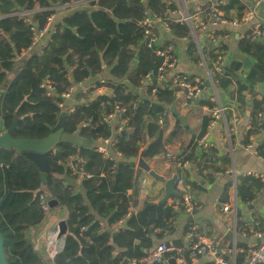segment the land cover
<instances>
[{"label":"trees","instance_id":"1","mask_svg":"<svg viewBox=\"0 0 264 264\" xmlns=\"http://www.w3.org/2000/svg\"><path fill=\"white\" fill-rule=\"evenodd\" d=\"M222 1L227 4L222 9L227 19L233 18V14L242 17L245 8L238 0ZM58 8L73 12L62 17L58 24L54 19L52 30L42 37L43 54L31 55L38 32L45 28L49 18L58 16ZM172 9L165 0H0V90L7 82L10 84L4 105L6 130L14 121L15 113L7 111V108L16 99L17 86L30 77L41 60L48 56L57 59L67 42L85 49L80 54L73 53L63 59L62 76L70 70L74 74L80 73L86 69L90 59H97V49L89 45L85 38L86 34L103 32L106 28L105 23L96 17L97 12L109 13L116 21L125 22L136 15L141 21L145 15H156L165 20ZM207 11L210 12V6ZM37 17L40 19L38 22ZM170 30L179 40L191 36L189 27L185 25L171 24ZM247 36V40L239 43V50L241 55L250 59V68L239 62L232 63L216 76L219 82L217 89L239 115L248 112L251 116L254 127L248 137L260 136L257 150L264 160V95L259 94L264 85V41L257 39L251 29ZM139 38L142 40L141 31ZM152 57L153 69L143 76L152 74L154 83H157L160 59L155 55ZM189 57L193 63L198 62L194 45L189 47ZM49 76H53V70H49ZM65 84L55 85L54 104L64 92ZM95 85L104 88L107 93L95 98L91 97L93 92L85 96L79 94L75 113L66 120L65 133L79 134L98 142L109 132L104 118L116 113L117 102L121 109L126 110L124 118L129 125L118 139L116 152L120 155L119 159L107 161L96 149H78L68 145L60 146L47 157L55 177L66 178L70 182H74L75 177L66 164L73 156L82 157L85 172L93 178L86 180L81 189L64 186L53 176H49L44 184L41 174L31 163L15 152L0 150V232L5 240V255L9 264H44L42 254L35 250L31 239L47 217L40 205V195H44L49 203H56L51 212L63 211L67 216L64 249L54 258V264H125L128 259L146 257V252L153 249V238L161 241L169 237L176 226L170 222L177 221L176 218L183 212L185 215L184 207L177 212L176 205L167 204L159 208L146 205L136 215L129 213L133 205L130 196H135L136 161L148 143L147 160L164 156L166 148L171 146L177 147L181 154H186L188 150L191 153L188 161H194L198 142L207 136L213 121L210 115L199 122L198 117L194 118L202 109L212 111L215 104L205 98L191 102L190 107L195 111L185 114L187 128L174 116L171 120L166 119L173 104H183L179 89H158L156 101H153L150 89L142 100L125 84L109 81L101 85L98 81ZM232 117L233 112H227L228 123ZM160 118L166 120L164 126L159 125ZM215 154L212 149L204 152L198 164L202 175L230 171L229 157L219 158L217 164L212 161ZM263 187L259 180L240 179L236 187L239 201L242 204L253 203ZM124 223H127L126 228L120 227L118 232L111 233L117 225ZM191 226L184 233L185 237L196 236L191 232ZM242 227L241 223L237 224L238 232L243 231ZM25 240L29 243L28 250L25 249ZM229 242L225 239L222 246L230 249ZM175 245L183 247L181 243ZM238 248L244 252L238 257V264H243L248 247L238 245ZM173 257L169 255L158 264H168Z\"/></svg>","mask_w":264,"mask_h":264},{"label":"crops","instance_id":"2","mask_svg":"<svg viewBox=\"0 0 264 264\" xmlns=\"http://www.w3.org/2000/svg\"><path fill=\"white\" fill-rule=\"evenodd\" d=\"M178 1L179 0H167V2L174 3ZM238 1L244 6V11L248 7H252L259 2L261 5H264L262 0ZM58 10H60L57 13L58 16H54L55 24H58L62 17L68 16L73 12H64L63 8H58ZM259 13L261 16L260 7ZM96 17L105 23V30L103 32L86 34L85 38L89 45L97 49L99 56L97 59H90L87 62L86 69L75 74V78L79 82H84L85 85H93L98 81L125 84L135 91V95L145 100V94L142 90V76L144 73L152 71L153 57L146 52L142 40L139 38L140 17L136 15L130 21L125 22L116 21L106 12H97ZM232 17L236 18L238 15L233 14ZM39 20L40 19L37 17L36 21L38 22ZM248 32H250L249 28L240 30L220 28L211 34L212 37L221 38L223 47L227 50V56L224 60V69L228 68L229 65L234 62L244 64V60L249 59L241 55L239 50V43L247 40ZM158 34L165 42H170L173 47L175 54L179 58L180 71L193 77H199L205 82L207 94L204 95V98L210 100L208 99L209 96H215L217 101L215 100V102H212L215 104L214 108H217L218 103L225 108H229L231 104L229 105L227 98L215 88L211 80L210 62L208 58L213 49V40L210 38L211 36L200 34L195 39L191 34L188 39L179 40L172 34L171 30L161 25H159ZM43 45V39H37L30 54L41 56L45 48ZM191 45H194L196 48L197 63H193L190 60L189 47ZM84 49L83 46H79L73 42H67L57 59L53 60L52 56H48L41 60L33 69L30 77L17 86L16 99L7 108V111H12L19 118V124L16 130L17 137H24L25 139H43L52 133L57 125L59 115L63 111H59L54 106L53 102L45 100L40 90V83L44 80H52L53 82L61 83L63 80L60 75L61 68L64 65L63 59L73 53L80 54ZM49 70H53L52 77L49 76ZM259 94L264 95V85L259 89ZM78 96L79 94L65 102V106L67 108H74L77 105L76 100ZM95 97L96 96H92V98ZM179 97L183 98L184 104V96L180 95ZM183 104L176 103V110L181 117L185 119L186 113L195 110H193L192 107H184ZM232 108L234 109L233 115L235 114L238 116L241 119V123L235 133L231 135V144L227 142L228 137L223 123H219L207 136V142L211 145L209 149L216 151L212 159L213 163L218 164L219 158L223 159L226 156L229 157L231 166L229 172L225 174H220L218 172L205 173L202 175L199 171L198 164L206 150L199 145L194 161H188L191 155L188 150L186 154H181L177 147L171 146L166 148V154L164 156H158L161 158L155 161L151 159L153 160L152 169L156 171L158 175L165 174L167 181L177 176L178 180H182L184 183V186L180 187L176 182L174 190L179 195L172 196L166 204L169 206L176 205L175 209L178 212L179 208L184 207L181 196L184 191H188L200 204V209L193 217H186L184 212L180 214V217L176 218L177 221H174L172 224L173 226L176 225L173 233L161 241L153 238V249L146 252V257L162 243L167 245L181 243L183 247L190 246L195 236L189 235L185 237L184 233L191 224L198 227L200 232L198 234H200V236L212 240L214 243L223 247L225 251L236 250L234 256H227L229 264H234V262L238 264V257L244 254V252L238 248V245H244L248 247L249 250L264 243V241L254 240L251 236H246V230L249 227L257 229L264 228V187L258 194L257 199L251 204H242L239 201L238 190L236 188L239 180L244 178L259 180L264 186V160L246 151L245 148L250 132L247 130V124L251 116H249L248 112L239 115L235 107L232 106ZM200 113L196 115L194 120L198 117L197 121H201ZM232 120L231 118L230 122ZM185 121L187 120L185 119ZM223 139L226 140V144L222 143ZM168 153L177 155L179 164L166 167L164 157H166ZM111 156L114 159H119L120 157L112 151ZM182 158L186 162H184ZM137 162L138 159L136 165ZM249 175H257L262 177V179L256 176L249 177ZM51 176L57 179V182L62 183L65 181L67 186L75 185L74 182H70L66 178H57L55 174ZM153 185L154 181L147 178V175L144 173H141L140 179L137 181L134 188L135 196H130L133 202L129 212L130 214L136 215L144 206H156L164 199L166 195L164 186L158 184L154 188ZM194 186L196 188H194ZM76 187L81 189V186ZM218 205L224 206L221 212L216 210ZM61 213L62 211L55 212L49 221L44 222L38 232L31 237L36 251L40 252V250L44 248L43 252H40L43 256L44 264H54V258L61 252L60 244L63 245L62 242L66 239L68 228L65 226L67 222L65 212H63L64 218L59 220V224H56V221L61 217ZM190 218L192 219L191 221ZM239 223L243 226V231L240 232L237 230V224ZM119 225L111 231L112 234L120 230ZM52 229H54L52 233H54L56 229L58 230L57 236L50 244L42 243L43 238H48L52 234L50 233L47 237L44 235V232H50ZM195 235H197V233ZM225 239L230 240V249L222 246ZM172 259H175V257L171 258V260ZM246 260L247 256L243 264H245ZM200 264H211V262L209 259L203 258Z\"/></svg>","mask_w":264,"mask_h":264},{"label":"built area","instance_id":"3","mask_svg":"<svg viewBox=\"0 0 264 264\" xmlns=\"http://www.w3.org/2000/svg\"><path fill=\"white\" fill-rule=\"evenodd\" d=\"M262 1L264 2V0ZM166 3L169 7H173V9L167 13L165 20H162L156 15H145L144 20H142L139 24V31L142 33V43L144 45V49L160 59V66L158 67L156 73L157 83H154L152 74L145 75L142 79V90L146 96V93L150 89L152 100L156 101L155 97L158 89H162L163 91L168 89H179L180 94L183 95L185 99L183 106L190 107L191 102L194 103L200 98H204V95L207 94L205 82L199 77H193L180 71L179 58L175 54L173 47L170 45V42H165L164 39L158 34L159 25L167 28L168 30H170L171 24L185 25L189 27L191 34L195 39L200 34L211 36L214 31L220 28L229 30L249 28L252 30L254 36L257 39H261L264 38V19L259 13V7L261 4L259 2L252 7H248L240 18L229 17L227 19V14L222 11V9L227 4L222 0H179L177 3L167 2L166 0ZM208 6H210V12L207 11ZM53 22L54 16L49 18L45 28L38 32L36 40L44 37L52 30ZM210 38L213 40V49L210 53L211 57L209 59L210 76L215 88L217 89L219 82L216 79V76L225 70L224 60L227 56V50L224 49L221 38H215L212 36ZM61 77L63 79L61 83L66 84L64 86V92L59 95L58 102H56V104H54L56 101L55 85L60 83L53 82L52 80H44L40 83V90L45 100L53 102L54 106L59 111H64L65 108H67L64 103L71 100L77 94L85 96L93 92L94 94L91 95L92 97L107 93L104 88H97L95 84L85 85L84 82L77 81L72 70L67 71L63 76L61 75ZM100 83L101 85L105 84L104 81H100ZM208 99H210L211 102H215L216 100L215 96H209ZM116 107V113L104 118V124L107 126L109 132L105 135V137L100 138L98 142H96L95 149L107 161L116 160L111 156V151L116 153L117 156H120L116 152L118 139H120L122 133L129 125V121L124 118L126 110L120 108L119 102L116 103ZM67 109L71 110L69 115H73L75 113V108ZM233 110L234 109L231 107L225 108L221 106L220 103H218L217 108L213 109L212 111H209L208 109H202V112L200 113V119L210 115L213 120L208 128V134L219 123H223L228 137L227 142L230 143L231 135L235 133L239 124L241 123V119L235 114L232 117L233 120L229 123L227 122L226 114L229 111L233 112ZM172 117V113H168V115H166L167 120H171ZM165 121V119L160 118L159 125L164 126ZM253 127L254 121L249 119L247 130L251 131ZM207 136L198 142V145L205 150L211 147V145L207 142ZM227 142L225 139L222 140L223 144H226ZM258 142L259 136L251 135L248 137L245 148L246 151L254 154L257 157H260L257 150ZM158 158L159 157H156L153 160L155 161ZM164 159L166 167L179 164L178 156L173 153H168ZM84 165L85 160L82 157L77 158L75 156L71 157L66 164L69 172L75 177L74 187L76 189V186H82L86 180L93 178L91 174L85 172ZM251 176H256L259 179H262V177L257 175H249V177ZM62 183L64 186H67L65 181ZM177 183L180 187L184 186L182 180L177 179ZM181 198L182 204L185 208L186 217H193L194 214L200 209V204L188 191H184ZM40 205L45 215L49 216L52 213L50 203L47 201L44 195H40ZM173 222L174 221L170 223L173 224ZM124 224H120L119 226ZM65 226L67 227V222L65 223ZM190 230L193 234L197 233L190 246L181 248L176 245H167L162 243L147 257L131 258L128 259L125 264H158L163 262L165 257L169 255H173L175 257L177 264H200L203 258L209 259L211 264H229L227 261V256H234L236 254L235 249L234 251H225L223 247L214 243L212 240L200 236V234H198L200 232L197 226L192 225ZM247 231L248 233L246 236H251V238L254 240L264 241V228L257 229L249 227ZM57 234L58 230L56 229V231L48 238H43L42 243H52V240L57 236ZM60 249L62 252L64 245L60 244ZM245 264H264V243L247 251V260Z\"/></svg>","mask_w":264,"mask_h":264},{"label":"water","instance_id":"4","mask_svg":"<svg viewBox=\"0 0 264 264\" xmlns=\"http://www.w3.org/2000/svg\"><path fill=\"white\" fill-rule=\"evenodd\" d=\"M261 17L264 19V5H260ZM264 41V38H262ZM244 65L247 68H250L251 62L249 59L244 60ZM9 82H7L0 90V150L7 152H15L19 156L23 157L29 163H31L41 174V179L46 184V181L49 176L54 175L55 172L50 168L47 157L54 153L62 145L73 146L78 149H95L96 143L90 141L79 134L69 135L65 133V124L66 120L69 117L70 110L65 109L60 113L57 125L53 129L52 133L43 139H25L18 138L16 136V130L19 124V118L14 115L13 124L9 129L5 128V98L9 90ZM170 112L174 117L178 118L183 126H186V121L176 110V104H173L170 108ZM187 127V126H186ZM150 143H148L145 148L141 151L138 162L135 168L134 173V184L136 185L137 181L140 179L141 173L147 175V178L154 181L153 187L155 188L158 184H161L165 188V197L164 199L156 206L166 204V202L172 197L175 196V184L177 182V176L173 179L167 181L165 174L158 175L156 171L152 169L153 160L147 161L146 154L148 151ZM56 203L51 202L50 207L54 209ZM224 209V206L218 205L216 210L221 212ZM192 219L190 218V221ZM127 227V223L124 224V228ZM26 250L29 249V243L25 240ZM63 245H65V240H63ZM0 264H9L6 255H5V240L0 232ZM169 264H177L175 259H172Z\"/></svg>","mask_w":264,"mask_h":264},{"label":"rangeland","instance_id":"5","mask_svg":"<svg viewBox=\"0 0 264 264\" xmlns=\"http://www.w3.org/2000/svg\"><path fill=\"white\" fill-rule=\"evenodd\" d=\"M53 214H54V212H52L50 216H47L45 222H48L49 219L53 216ZM62 218H64V213H63V211H62V213H61V217L56 221V224H59V220L62 219ZM122 226H124V225H122ZM120 227H121V226H120ZM39 229H40V228H39ZM39 229H38V230H39ZM54 229H55V226H54ZM54 229L50 230V232L45 231V232H44V235L48 237V236L50 235V233H52V232L54 231ZM43 249H44V248H42V249L40 250L41 253L43 252Z\"/></svg>","mask_w":264,"mask_h":264},{"label":"bare ground","instance_id":"6","mask_svg":"<svg viewBox=\"0 0 264 264\" xmlns=\"http://www.w3.org/2000/svg\"><path fill=\"white\" fill-rule=\"evenodd\" d=\"M176 193V192H175ZM179 195L178 193H176V196Z\"/></svg>","mask_w":264,"mask_h":264}]
</instances>
